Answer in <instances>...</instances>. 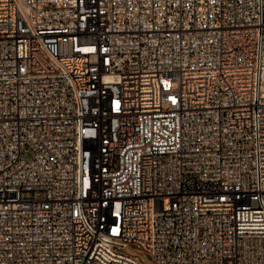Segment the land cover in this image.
<instances>
[{
    "label": "built area",
    "instance_id": "2783aa9c",
    "mask_svg": "<svg viewBox=\"0 0 264 264\" xmlns=\"http://www.w3.org/2000/svg\"><path fill=\"white\" fill-rule=\"evenodd\" d=\"M264 264V0H0V264Z\"/></svg>",
    "mask_w": 264,
    "mask_h": 264
},
{
    "label": "rangeland",
    "instance_id": "374dc122",
    "mask_svg": "<svg viewBox=\"0 0 264 264\" xmlns=\"http://www.w3.org/2000/svg\"><path fill=\"white\" fill-rule=\"evenodd\" d=\"M120 251L133 256L144 264H154L153 258L149 254L144 253L138 246L134 244H130L128 248L121 249Z\"/></svg>",
    "mask_w": 264,
    "mask_h": 264
}]
</instances>
